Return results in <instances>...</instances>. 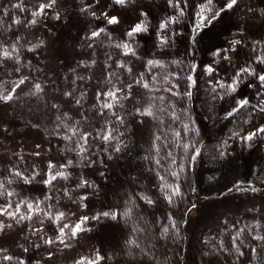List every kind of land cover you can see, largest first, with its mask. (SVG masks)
<instances>
[{"label":"rangeland","instance_id":"rangeland-1","mask_svg":"<svg viewBox=\"0 0 264 264\" xmlns=\"http://www.w3.org/2000/svg\"><path fill=\"white\" fill-rule=\"evenodd\" d=\"M50 2L0 0V44H16L19 56L0 67V91L27 78L12 100H0V181L14 193L0 204L40 201L64 219L0 217V264H264V240L253 239L264 236V134L241 138L264 127V0H237L231 9L213 0L203 15H217L206 24L198 15L206 0H187L182 16L169 0H56L31 15ZM105 12L119 23L108 24ZM172 17L161 45L158 26ZM141 21L148 30L127 37ZM99 28L105 32L90 40ZM125 43L135 56L117 47ZM241 68L250 72L237 76ZM234 79V92L217 84ZM242 99L249 103L229 116ZM109 130L115 139L106 143L98 134ZM85 133L81 154L76 142ZM49 162L67 179L43 183ZM17 171L35 178L25 183ZM83 217V230L66 229L60 243L59 228Z\"/></svg>","mask_w":264,"mask_h":264},{"label":"snow or ice","instance_id":"snow-or-ice-1","mask_svg":"<svg viewBox=\"0 0 264 264\" xmlns=\"http://www.w3.org/2000/svg\"><path fill=\"white\" fill-rule=\"evenodd\" d=\"M55 2H56V0H51L50 3H41L39 5V8L37 10L33 11L31 13V15L33 17L42 15L44 13L45 9L52 7V4H54ZM113 2L115 4H117V5H124L126 3V0H113ZM212 2H213V0H206V4H202L201 5V13H199L198 15H199L200 21L202 23H205V24L208 23L210 20L215 19L216 15H217V13L215 11H212V15L210 17H205L203 15V12L206 10V7H210ZM169 3L172 5V7L174 9L175 8H179L180 9L179 14L181 16L184 14L182 5H185L187 3V0H169ZM236 3H237V0H226V4L224 5V7L228 8V9H231V8H233V6ZM13 7L18 8L21 11H23V8L21 7V4H19V3L13 5ZM91 14L93 16H96L95 12H93ZM102 15L107 20L108 24H118L119 23L118 18L115 17V16H109L106 12L102 13ZM14 23L19 24L20 21L18 19L14 20ZM29 23L35 24L36 21L33 19V20H30ZM172 23H175V17L169 18V19H167L164 22L159 24L158 27L163 32V34L161 35V39H160L161 45L168 43L169 37H168V34H167V29H169V27H170V25ZM200 26H201L200 24H197L196 28L198 29ZM147 30L148 29H147L146 23L141 21V22H138V23L134 24L130 28V30H128L125 33V35L127 37H129V38H132L136 34H139L141 32H146ZM104 32H105L104 28H99L98 30L93 31L91 33V36L89 37V39L91 40L93 38L99 37L101 35V33H104ZM235 43L238 44L239 41H236ZM9 47L11 48V51H9ZM35 47H38V45H34L32 49H29V51L34 50ZM117 47L118 48H123L125 55H128V54H131L132 56L136 55L135 51L127 43L122 44V45H117ZM16 53H18V49L16 47V44L13 43V44H10L8 46L0 44V67H2L4 65V62L9 61V60H15V61L19 62V56ZM213 55H221V53L220 52H214ZM223 59H228V57L227 56H223ZM258 59H260L261 62H264V58H258ZM148 63L150 65H152V64L157 63V62L149 61ZM119 66L123 67V64H120ZM18 70L19 69H17V71ZM129 71H131V70L129 69ZM207 71L211 72L212 68L209 67L207 69ZM249 72H250V70L248 68H241L236 75L238 76L239 73L248 74ZM252 74H255V73H252ZM26 79H27L26 77H21L18 80V82H15L14 87L7 94H5L3 91H0V100H3L4 102H8V101L12 100L13 99V94L15 93L16 89L20 88L21 85H24ZM189 79H191V77H189ZM258 79L261 82H264V75H258ZM236 82L237 81L234 79L233 84L224 85V84H221L219 81H217V84L219 85L220 88L226 89L225 94H227V90H231L233 92L235 91V83ZM135 83L139 84L140 81L137 80ZM34 87H35L36 90L42 91L41 85L39 83H36L34 85ZM127 87L131 88L132 85L129 84V85H127ZM143 87L144 88H148V84L144 83ZM119 91H123V89L121 88V89H117L116 90V92H119ZM169 91H171V89H169ZM213 91H215V89H213ZM116 92L107 91V92L103 93V95H105L106 97H110V98L115 99L116 98ZM66 95H70V94H66ZM100 95H101V93H97V97H99ZM220 98L223 99L222 96ZM77 103H79V101H77ZM236 103H237V107L233 108L232 112L228 113L229 116H231L233 114V112H237L239 109L245 107L249 102L246 99H242V100H238ZM102 106L105 109H111L113 107V104L112 103H104ZM260 111L264 112V107H261ZM140 114L149 115L150 116V115H152V112L150 110H145L144 112H141ZM69 130L72 132L73 135H76V130L74 128H70ZM257 133L264 134V127H259L254 132H249L246 136H243L241 138L244 139V140L250 141V140L253 139V137H255L257 135ZM89 135H90L89 133H85V134L81 135L79 137V140L76 142L77 146L80 148V153L81 154L87 151V149H86V147H84V145H87ZM98 135L106 143L111 141V140H113V139H115V137L112 135V131L111 130L107 131L105 134H98ZM176 135L179 136L180 133L177 132ZM233 135H239V133H233ZM65 139L71 140V137L66 136ZM157 139H160V138L157 137ZM80 140L83 141V145H81L79 143ZM114 150L119 152L120 148L117 146ZM168 155L171 156V153H168ZM109 158H111V157H109ZM157 163L159 164L160 161L158 160ZM67 164L68 165L72 164V161L69 160L67 162ZM61 167H67V165H61ZM55 168H56V165H54L51 162H49V164H48V172L46 174L47 175V179H43L42 178V182L45 183L46 185H52L53 181H55L57 179V177H61V178L67 179V174L65 172L59 171V170H56L55 172H53V169H55ZM13 175H15L18 178L23 179V181L25 183H30L31 180L35 178L34 176L26 177L19 171L13 173ZM161 179H163V177H161ZM7 183L10 184V183H12V181L9 180ZM85 184H88V181L83 180L79 186L83 187ZM162 187H164V186H162ZM252 190L255 191V189H252ZM177 192H178V190H174L172 194L175 195V194H177ZM4 195H7V196L10 197V196L14 195V193L6 191L5 183L3 181H0V196H4ZM65 195H67V190H65ZM49 198L50 197H47V196L45 197V199H49ZM82 199H86V197H82ZM170 199H171V197H169V200ZM40 203H41L40 201H36V202L20 201V202H17L15 204V206H13V203L9 200L7 202V204H6V206L4 204H0V217L7 216L8 218L15 220L17 223H19V222H21L23 220H31L33 218V214L39 215L41 212H44V210L40 208ZM148 203H152V201L149 200ZM22 205L27 208V214L21 213V206ZM44 215L46 217H48L49 219H53V220H55L57 222H59V221L64 219V213H62V212L58 213L55 217L52 216L51 212H44ZM100 215H102L104 217H111V219H113V220H115L117 218V215L115 213L103 212ZM124 215H128V213L125 212ZM17 217H18V219H17ZM87 219H88V217H83V218H81V222L80 223H76L75 225H72V226H70L67 223L63 224L59 228V235L57 237V239L60 240V243H62V244L64 243L63 237L66 235V232H65L66 229H68L71 232V234L74 236V235H76L77 232L83 230L82 229V223L84 221H86ZM92 219H99V216L93 217ZM3 227H4L3 223L0 222V229H2ZM8 227H11V225H8ZM39 230L40 229H36V231H39ZM253 239L254 240H264V236H253ZM45 243L46 244H52V243H55V240H53V239H45ZM65 246H67V245H65ZM26 250L27 249H25V251ZM237 251H239V249H237ZM252 251L254 252L255 249H253ZM239 254L243 255V253H239ZM3 259L11 261L13 259V257L5 255L3 257ZM21 264H22V262H21ZM77 264H96V261L95 260H87L86 261L84 258H82L80 261H77Z\"/></svg>","mask_w":264,"mask_h":264}]
</instances>
